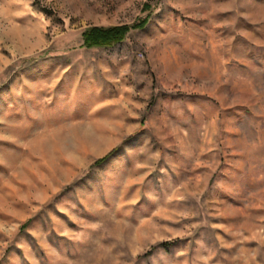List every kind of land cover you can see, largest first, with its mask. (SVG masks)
<instances>
[{
    "label": "rangeland",
    "instance_id": "1",
    "mask_svg": "<svg viewBox=\"0 0 264 264\" xmlns=\"http://www.w3.org/2000/svg\"><path fill=\"white\" fill-rule=\"evenodd\" d=\"M0 264H264V0H0Z\"/></svg>",
    "mask_w": 264,
    "mask_h": 264
},
{
    "label": "trees",
    "instance_id": "2",
    "mask_svg": "<svg viewBox=\"0 0 264 264\" xmlns=\"http://www.w3.org/2000/svg\"><path fill=\"white\" fill-rule=\"evenodd\" d=\"M148 21V16L139 19L137 22L132 24H119V25H93L86 28L83 35V45L87 48L97 47V46H109L116 42L122 41L127 33L131 29L142 28ZM113 153L109 152L105 156L96 160V163H102L107 160L108 157Z\"/></svg>",
    "mask_w": 264,
    "mask_h": 264
}]
</instances>
